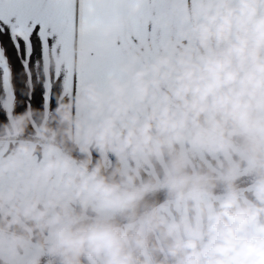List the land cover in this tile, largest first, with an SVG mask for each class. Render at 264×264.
Returning <instances> with one entry per match:
<instances>
[{
    "label": "clouds",
    "instance_id": "clouds-1",
    "mask_svg": "<svg viewBox=\"0 0 264 264\" xmlns=\"http://www.w3.org/2000/svg\"><path fill=\"white\" fill-rule=\"evenodd\" d=\"M0 123V264H264V0Z\"/></svg>",
    "mask_w": 264,
    "mask_h": 264
},
{
    "label": "snow or ice",
    "instance_id": "snow-or-ice-1",
    "mask_svg": "<svg viewBox=\"0 0 264 264\" xmlns=\"http://www.w3.org/2000/svg\"><path fill=\"white\" fill-rule=\"evenodd\" d=\"M170 0H0V119L7 118L4 102L20 90V105H42L50 99V84L33 85L32 69L37 66L45 46L53 41L67 45L79 31L93 37L101 24L127 17L133 42H140L157 32V22L167 12ZM7 37L12 57L3 44ZM35 37V40H34ZM119 53L93 61V70H108ZM18 65L15 68L14 66ZM32 88L31 95H24Z\"/></svg>",
    "mask_w": 264,
    "mask_h": 264
},
{
    "label": "crops",
    "instance_id": "crops-1",
    "mask_svg": "<svg viewBox=\"0 0 264 264\" xmlns=\"http://www.w3.org/2000/svg\"><path fill=\"white\" fill-rule=\"evenodd\" d=\"M201 0H170L166 14L157 22L156 36H149L140 42H133L130 22L127 17H116L99 26L93 37L81 36L79 31L67 45H57L55 41L45 46L43 55L32 69L33 85L39 83L50 84V99L42 105H20L25 101L20 100V90H17L15 99L9 94L4 102L7 112L6 119L10 120L16 113L23 112L26 108L47 109L55 108L61 103L72 101L87 83L94 82L100 90L109 86L114 77L121 80L127 75L120 71L121 64L139 57L141 61H149L159 54L169 41L180 39V32L185 27L183 21L188 13H194ZM4 46L12 57L11 45L8 38H2ZM35 40V37H34ZM119 53L107 71L97 74L93 70V61ZM18 65L14 66L15 68ZM32 88L25 89L24 95H31Z\"/></svg>",
    "mask_w": 264,
    "mask_h": 264
}]
</instances>
